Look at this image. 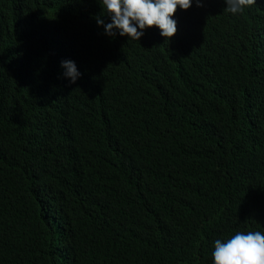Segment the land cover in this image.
Instances as JSON below:
<instances>
[{
  "label": "trees",
  "instance_id": "obj_1",
  "mask_svg": "<svg viewBox=\"0 0 264 264\" xmlns=\"http://www.w3.org/2000/svg\"><path fill=\"white\" fill-rule=\"evenodd\" d=\"M87 2L0 0V264H214L264 233V0L140 40Z\"/></svg>",
  "mask_w": 264,
  "mask_h": 264
},
{
  "label": "clouds",
  "instance_id": "obj_2",
  "mask_svg": "<svg viewBox=\"0 0 264 264\" xmlns=\"http://www.w3.org/2000/svg\"><path fill=\"white\" fill-rule=\"evenodd\" d=\"M193 0H92L86 8L95 9L97 14L108 16L111 23L105 25V33L115 36H127L140 40L144 30L157 27L160 35L170 39L177 32V22L172 18L177 10L190 8ZM205 0H195L197 7H203ZM225 11L242 14L247 6L256 0H224ZM97 23L104 24L97 19ZM115 30V31H114ZM65 69L63 75L70 83H76L81 76L74 61L61 62ZM68 78V79H67ZM214 264H264V233L260 231L236 232L225 242L217 239L212 253Z\"/></svg>",
  "mask_w": 264,
  "mask_h": 264
},
{
  "label": "bare ground",
  "instance_id": "obj_3",
  "mask_svg": "<svg viewBox=\"0 0 264 264\" xmlns=\"http://www.w3.org/2000/svg\"><path fill=\"white\" fill-rule=\"evenodd\" d=\"M38 160H39V159H38ZM7 178H8V177H7ZM10 179H11V178H10ZM71 179H72V178H71ZM71 179H70V180H71ZM7 180H8V179H7ZM7 182H8V181H7ZM5 183H6V181H5ZM1 186H2V185H1ZM71 189H72V188H71ZM59 244H60V243H59ZM56 246H57V245H56Z\"/></svg>",
  "mask_w": 264,
  "mask_h": 264
}]
</instances>
